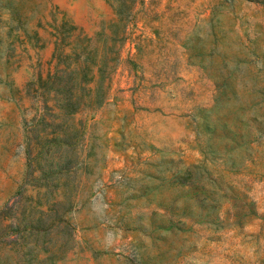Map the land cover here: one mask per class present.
I'll return each mask as SVG.
<instances>
[{
	"label": "rangeland",
	"instance_id": "1",
	"mask_svg": "<svg viewBox=\"0 0 264 264\" xmlns=\"http://www.w3.org/2000/svg\"><path fill=\"white\" fill-rule=\"evenodd\" d=\"M119 1L0 0V264H264V0Z\"/></svg>",
	"mask_w": 264,
	"mask_h": 264
},
{
	"label": "trees",
	"instance_id": "2",
	"mask_svg": "<svg viewBox=\"0 0 264 264\" xmlns=\"http://www.w3.org/2000/svg\"><path fill=\"white\" fill-rule=\"evenodd\" d=\"M114 16L110 19L111 23L114 21L115 23H120L121 21V29L117 34L114 35L115 41L118 39H122L123 37V32H124V26H125V16L126 13L124 12V3L123 1H119L116 5L112 7ZM61 25H66V20H62ZM71 29L74 28V25H70ZM74 37L72 38L71 41H76V45H70V50L69 52H63V47H61L56 43V49L59 48L58 54L61 56H69L72 52L75 54L74 57V62L76 65H78L77 71L81 75V83L82 84V89H86L89 97L83 101H72L69 99L68 95H64L62 102L58 105V108L62 111H71L74 112L79 109L83 108H93L97 105H100L104 99L106 98V95L108 93V80L104 82V78H106V68L104 66H101V63H88V58L91 52V48L89 47V42H90V37L86 36L83 32L79 31L76 34H73ZM109 39L112 38L111 33L108 35ZM68 37V35H67ZM113 37V38H114ZM64 38V37H61ZM113 41V42H112ZM111 44L109 46V50L116 53V49H112V46L114 48L115 41L112 39ZM65 44L67 42L63 41ZM69 43V42H68ZM64 46V45H63ZM63 52V54H62ZM71 71L74 72V69H71L66 72V79H69V75L71 74ZM56 72V71H55ZM54 72V74H55ZM108 73V72H107ZM89 83H93L92 85H87ZM64 90L68 91L69 85L64 82Z\"/></svg>",
	"mask_w": 264,
	"mask_h": 264
}]
</instances>
